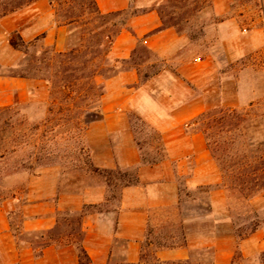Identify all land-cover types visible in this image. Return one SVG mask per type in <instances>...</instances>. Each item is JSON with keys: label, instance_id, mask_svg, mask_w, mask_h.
<instances>
[{"label": "crops", "instance_id": "crops-1", "mask_svg": "<svg viewBox=\"0 0 264 264\" xmlns=\"http://www.w3.org/2000/svg\"><path fill=\"white\" fill-rule=\"evenodd\" d=\"M211 1L217 28L225 33L222 44L229 62L264 49L262 24L241 27L233 0ZM96 3L102 13L133 12L114 39L110 57L129 61L143 45L162 67L144 82L129 63L113 76L96 77L104 87L100 118L85 130L95 170L81 186L57 165L40 167L29 178L23 201L0 203V264L136 263L150 223L157 217L160 223L173 222L180 213V239L172 236L156 250L163 261L192 260L194 249H211L208 264H232L237 249L243 256L262 252L264 228L238 240L221 171L196 122L207 110L245 103L238 92H231L233 78L221 74L212 54L191 55L189 36L164 27L152 5L142 0ZM34 10V16L22 11L1 18L0 39L18 30L24 39L43 35L45 46L65 51L69 26L55 22L49 3H36ZM16 52L11 47L13 57L2 64L11 65ZM32 82L0 76V107L30 101ZM135 121L151 134L141 137ZM182 187L202 190L207 203L197 196L183 205ZM17 209L22 221L15 227L10 215ZM63 215L78 216L76 225ZM79 245L88 260L81 257Z\"/></svg>", "mask_w": 264, "mask_h": 264}, {"label": "rangeland", "instance_id": "rangeland-1", "mask_svg": "<svg viewBox=\"0 0 264 264\" xmlns=\"http://www.w3.org/2000/svg\"><path fill=\"white\" fill-rule=\"evenodd\" d=\"M142 1L156 8L166 6L165 0ZM39 2L49 3L50 0H0V15L4 11L18 7L10 14L23 11L27 12L29 16H34L35 5ZM82 2L87 3V0H58L55 3L57 5L63 3L69 7L70 5L77 6ZM233 13L240 16L239 26L241 27L249 28L252 24L257 23L264 26V0H233ZM217 20L213 3L208 0L198 17L183 27L191 40L190 54L193 56L212 54L219 64L221 74L233 78L230 87L232 94L235 91L238 92L245 102L236 107L240 110L239 117L242 119L239 129L236 127L232 132H227L226 125L216 123L209 130L211 141L214 142L216 158L219 157L216 160L217 165L219 167V163L238 166L242 164L250 170L256 167L261 168L264 166V49L245 58L229 62L222 44L225 33L217 28ZM71 28L72 26L68 27L67 41L71 38L75 42L78 40L81 28L76 29L74 33ZM11 37L12 33L6 38L0 39V64H2L1 61L14 55L10 53L9 41ZM24 40L30 42L34 39ZM43 45L40 39L35 44V52L30 50L28 55H24L17 51L11 65H2L16 64L18 67L13 71L17 72L28 71L33 66L34 68L41 67L39 60L42 59ZM106 47L104 44L99 50L103 52ZM142 61L141 69L143 71L150 69L153 64L160 65L155 57H151L147 53L143 54ZM31 72L46 73L34 70ZM86 82L87 80L83 81V83ZM32 83L34 86L37 84L36 81ZM33 95V98L28 102H17L8 107H0V203L15 198L18 199V203L23 201L29 178L40 167L57 165L65 177H71L72 181L76 180L81 186L86 183L88 174L93 169L87 150L85 131L75 130L70 122L63 121L79 113L77 108L71 106L73 101L69 104L70 109L68 110L67 103L62 102L59 98L51 97L43 89L37 93L33 91ZM75 101L84 105L88 100L76 99ZM251 103L253 106H250ZM61 108L63 110L59 111ZM220 108L222 107L216 109ZM213 118L217 120V114L200 120L197 127L206 128ZM135 122L141 137L151 134L146 126L139 121ZM231 138L234 140L233 144L230 143ZM221 175L222 186L226 190L229 205L233 207L230 215L234 216L240 227L245 228L257 224V230L262 232L264 228V190L250 202H246L231 189L233 175L228 177L223 176V173ZM181 196L183 205L188 204L193 197L197 196L203 198V201L207 203L206 195L201 191L199 193L191 192L182 187ZM19 211L17 209L10 215L11 223L15 227H18L22 221ZM182 216V213L176 214L175 220L168 223H160L158 217L155 218L154 223H150L148 228L143 246L144 253L155 256L157 248L170 240L172 236L180 239L181 228L178 219ZM66 217L72 221V227H74L78 216ZM238 240L240 239L238 238ZM211 258V249H194L192 251V262L194 263H203ZM232 264H264V250L253 256H243L242 252L237 249Z\"/></svg>", "mask_w": 264, "mask_h": 264}, {"label": "trees", "instance_id": "trees-1", "mask_svg": "<svg viewBox=\"0 0 264 264\" xmlns=\"http://www.w3.org/2000/svg\"><path fill=\"white\" fill-rule=\"evenodd\" d=\"M56 1L58 0H50L49 2L51 8L54 10L55 22L57 24L72 26L71 31L73 33L76 29L81 28L78 40L74 42L70 38L67 41L66 50L61 52L56 51L53 47L43 45L41 50L42 59L39 60V63L42 65L41 67L36 66L34 68L33 66L28 71L20 70L17 72L13 71L18 67L16 64L12 66L0 64V76L22 77L40 82L35 86L33 85L31 91L35 93L41 89L47 91L51 97H55V99L59 98L62 102L67 103L68 110L70 109L69 104L73 101L71 106L77 108L79 113L63 121L65 123L70 122L72 128L75 130L85 131L91 122L100 118L99 106L101 97L104 94V87L97 83V76H113L126 63H129L138 69L140 80L144 82L156 74L162 65L153 64L150 69H145L144 71L140 68V65L143 64V54L147 53L149 56L155 57L143 45H139L135 49L129 61L109 56V50L114 39L123 29L127 18L133 12L130 13L127 10H122L102 13L98 8L96 0H87V3L82 2L78 3L77 6L70 5L69 7H66L63 3H58L57 5ZM205 2H208V0H165L166 6L164 8L153 7L159 12L164 27H174L180 33L186 34L187 32L184 31L183 27L198 17L200 11L205 6ZM17 8L14 7L8 11H4L0 17L14 12ZM42 36L34 38L33 41L26 42L21 36L20 31L16 30L12 32L9 44L16 51L28 55L30 50H34L35 52V44ZM104 44L107 46L106 50L101 52L99 48ZM139 53L140 55L138 56ZM32 70L36 72L44 71L46 73H32ZM84 80H87V82L83 83ZM76 99H87L88 101L84 105H81L75 101ZM250 106H253V104L251 103ZM61 110L63 109H59V111ZM239 113L240 110L236 108L222 107L218 110L216 108L207 110L197 118L196 122H199L213 114H217L218 116L217 120L213 118L206 128H201L205 135L207 146L215 160H218L219 157L218 159L216 158L213 146L214 142L211 141L209 130L216 123L218 125H226L227 132H232L236 127L239 129L240 121L242 120L239 117ZM230 140V143L233 144L234 140L232 138ZM219 168L223 176L226 175L228 177L233 175L234 179L233 181L231 180V189L238 194L239 198H242L246 202H250L252 198L264 190V166L250 170L242 164L238 166L235 164L223 165L219 163ZM93 170H95L94 167L91 171ZM116 189L117 183L114 184V188L111 190V198H115ZM207 190L205 189V191ZM229 210L232 213L233 207L230 205ZM64 218L68 217L65 216ZM231 218L239 239H244L257 230V224L243 228L238 225L234 216H231ZM79 253L81 257L88 260L84 249L80 245ZM211 261L212 258L204 263H194L190 259L163 261L156 255L151 256L145 254L143 251L139 261L131 264H208Z\"/></svg>", "mask_w": 264, "mask_h": 264}]
</instances>
